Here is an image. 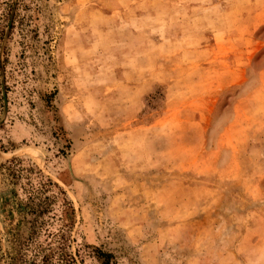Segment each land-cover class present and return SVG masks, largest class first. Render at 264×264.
<instances>
[{
	"label": "rangeland",
	"instance_id": "obj_1",
	"mask_svg": "<svg viewBox=\"0 0 264 264\" xmlns=\"http://www.w3.org/2000/svg\"><path fill=\"white\" fill-rule=\"evenodd\" d=\"M45 178L81 264H264V0H0V264Z\"/></svg>",
	"mask_w": 264,
	"mask_h": 264
},
{
	"label": "trees",
	"instance_id": "obj_2",
	"mask_svg": "<svg viewBox=\"0 0 264 264\" xmlns=\"http://www.w3.org/2000/svg\"><path fill=\"white\" fill-rule=\"evenodd\" d=\"M7 162L18 163L17 158H11ZM31 170L32 168H28ZM38 187L36 189L29 188L26 196L27 204L24 205V214L29 215L30 219L26 221V228L28 230V236L20 238L18 232L12 237V244L15 254L9 258L12 260L10 264H81L80 258L77 262L75 254L69 251L70 231L73 224L74 211L70 200L66 197L64 191L58 187L49 178L38 181ZM51 187L57 189L53 192ZM61 213V217L57 220L60 222L54 232L48 231L47 226L50 224L47 215L52 210V204L57 203ZM52 218V217H51ZM41 231H47L46 237H49V242L45 244L37 242V235ZM9 232V231H8ZM54 244V247L52 246ZM32 252V257L27 258L25 252ZM25 251V252H24ZM96 256L100 259L101 264H115L110 262V254L96 250Z\"/></svg>",
	"mask_w": 264,
	"mask_h": 264
}]
</instances>
